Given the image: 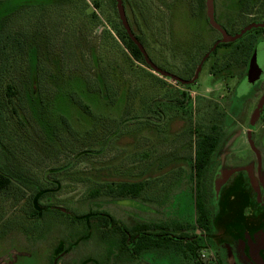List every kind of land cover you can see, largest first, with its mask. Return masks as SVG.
Instances as JSON below:
<instances>
[{
	"label": "rangeland",
	"instance_id": "1",
	"mask_svg": "<svg viewBox=\"0 0 264 264\" xmlns=\"http://www.w3.org/2000/svg\"><path fill=\"white\" fill-rule=\"evenodd\" d=\"M93 1L99 3V8L93 6ZM129 1L136 4L137 1L125 0V9L133 26L139 28L137 31L145 37L148 43L145 48L151 59L180 78L189 77L194 62L188 68L183 67L186 54L191 52L199 38H204L202 45L196 46L199 47L198 56L206 47L207 39H212L216 32L203 18L190 19L186 0H144L146 8L136 18L137 24L133 23ZM234 5L232 2L231 7ZM92 11L98 16L95 20L90 15ZM146 13L148 19H145ZM118 22L113 0H0V28L5 26L0 37L9 32L4 37L6 47L0 49V67L2 57L6 58L4 71L0 68V168L16 170L18 175L20 173L28 179L25 188L15 182L10 194L0 193V264H37V252L46 250L54 240L60 238L67 244V241H74L90 232L88 222L57 210L44 211L38 216L29 214L33 205L28 197L36 187L51 188L47 181L59 183V186L52 188L38 205L50 204L75 216L105 212L114 219H123L134 212L157 213L154 211L155 203L162 202L158 208L164 204L168 206L166 217L177 218L184 225L194 222V182L188 163L189 143L193 138L188 135L189 123L195 127L201 121H208L213 100L224 103L222 95L228 94L231 82L223 77L211 81L209 67L204 65L197 83L190 87L193 113L189 122L188 115L180 114L182 109L174 108L172 104L177 94L172 89L181 91L184 88L162 76L157 75L160 80L156 81L155 76L146 74L142 69L147 68L129 57L111 29V24ZM245 23L244 18L236 19L232 30ZM164 25L169 35L165 47L170 56L166 51V59L176 67L161 61L149 50L150 28ZM22 38L26 41L23 57L17 49L12 50L10 42L11 39L13 43L21 44ZM2 50L6 55L3 56ZM222 52L220 49L219 53ZM35 65L37 69L43 68V73L34 70L36 73L30 76L33 94L37 96L40 92L44 96L40 107H36L34 102L30 105L18 100L19 94L22 97L28 95L30 79L27 69ZM97 74L110 84L114 82L116 88L118 82L125 88L139 89V93L143 92L141 86L148 85L151 91H144L138 99L139 102L147 100L146 104L142 106L136 99L129 105L131 100L128 98L124 103L122 98L117 106L104 105L102 98L98 100L97 94L78 83L79 79L75 77L78 75L86 82L94 83ZM10 83L17 86L19 94L12 98L9 106L5 87ZM246 86L243 85L237 94H245ZM80 101L89 106L87 112L77 105ZM216 107L221 109L218 105ZM158 108H162L163 115L158 114ZM130 110V114H124ZM224 119H230L226 111ZM196 129L198 133L202 131L201 128ZM75 135H81L84 141L75 139ZM54 137L61 139L57 145ZM230 140L224 146L222 144V149L228 153L235 152L236 158L243 156L246 152L244 141L233 137ZM69 145L76 151L82 147L91 148L95 155L81 158L68 168L69 172H62L58 168L75 157L69 151ZM228 153L220 158L213 153L208 170L211 173L215 171V177L219 171H227ZM227 175L223 178L218 176L219 182L226 180ZM139 179L150 180L152 185L149 189L152 194L145 197L146 201L129 197L104 200V196L90 198L87 195L94 182ZM18 187H22V196L16 199L15 193L20 194ZM163 216L161 212L155 214V218L162 219ZM96 217L93 220H97ZM215 230L205 244L217 255L219 264H250L242 256L244 245L236 246L226 235L229 230L222 222L215 221ZM213 231L209 230L211 234ZM113 233L120 235L118 231L94 230L89 238L80 241L74 252L100 254L104 249L99 236H106L111 241ZM23 234L35 238L37 244L33 242L34 248H25ZM28 253L31 259L27 258ZM149 256L147 252L139 253L131 264H164L167 261L164 257L152 259Z\"/></svg>",
	"mask_w": 264,
	"mask_h": 264
},
{
	"label": "flooded vegetation",
	"instance_id": "2",
	"mask_svg": "<svg viewBox=\"0 0 264 264\" xmlns=\"http://www.w3.org/2000/svg\"><path fill=\"white\" fill-rule=\"evenodd\" d=\"M138 1L134 8L136 17L140 13ZM212 1L214 20L229 34L238 33L251 24L261 23L262 25L252 26L232 41L216 44L201 66L202 69L204 65H208L211 81L223 77L231 82L228 94L222 95L224 103L216 100L212 102L210 112H215L213 116L216 117L220 112L217 110V105L224 114L217 119L219 122L215 120L217 126L221 128L222 135L214 151V156L217 155V158H220L224 153H228L222 149V144L224 146L229 143L231 137L242 139L246 145V152L243 156L236 158L235 152H229L226 155L229 159L226 172L219 171L218 174L216 173V177L214 176L215 171L209 172L207 175L208 201L205 202L207 226L197 222L195 208L194 222L184 225L177 218L166 217L165 213L168 211L166 207L168 206L164 204L162 208H158L162 202L157 203L156 201H154L156 202L154 211L161 212V215L164 214L162 219L155 218L157 213L151 214L150 212H134V214H127L123 219H114L105 212H95L98 219L88 222L90 232L74 241H67V244L60 238L54 240L47 245L46 250L37 252L35 255L37 264H131L138 258L139 253L143 252H147L150 255L149 258L152 259L166 258L167 261L164 264H219L217 255L211 252L208 244H205L207 237L216 232V220L222 222L224 227L229 230L226 235L234 241L236 246L244 245L245 253L242 256L247 258L248 263L264 264V0L260 3L257 2L258 0ZM186 2H188L190 19L196 20L201 17L208 27L216 32L212 39H207L206 47L198 56L197 49L199 47L196 46H201L204 38H199L197 44H193L191 52L186 54L185 66L183 63L182 66L188 68L194 62L189 77L184 78L188 80L193 77L203 55L215 41L221 38V34L219 30L211 26L206 17L205 0H186ZM232 2L235 4L233 7H231ZM136 8L137 11H135ZM126 17L132 29V21L127 13ZM238 18H244L246 23L239 29L232 30ZM164 28L165 25L150 28L149 50L161 61L176 67L170 59H166V51L170 56V52L165 47V41L169 35ZM220 49L223 50L222 53H219ZM173 56L176 58L175 54ZM155 65L158 66L156 63ZM153 74L161 76L156 72ZM198 77L199 74L196 81L191 84H182L170 77L162 76V78L180 84L184 88L183 90H172L183 94L185 98L191 96L189 95L190 87L197 83ZM243 85H247L246 93L238 95L237 91ZM261 100L262 105L257 109ZM183 109H186V104L182 107L180 114H183ZM225 111L230 116L228 121L224 119ZM228 128L230 130L226 132ZM225 174H228L227 179L220 183L218 176L223 178ZM48 206L63 214L76 217L60 207L50 204ZM99 229L118 231L120 235L111 234V241L107 240L106 236H99L104 249L100 254L74 252L81 240H86L91 236L92 231ZM211 229L214 230L213 234L209 232ZM22 237L25 248H34L33 242L37 244L35 238H31L27 234H23ZM31 257V254L28 253L27 258L31 259Z\"/></svg>",
	"mask_w": 264,
	"mask_h": 264
},
{
	"label": "trees",
	"instance_id": "3",
	"mask_svg": "<svg viewBox=\"0 0 264 264\" xmlns=\"http://www.w3.org/2000/svg\"><path fill=\"white\" fill-rule=\"evenodd\" d=\"M114 1V0H113ZM137 1V0H136ZM125 2V0H123V3ZM139 11L140 13H144V10L146 8V6L143 4L144 0H139ZM136 3H133L132 1H129V6L130 9L132 11V19L134 20V24H137V17L136 14L134 12V7L133 5ZM41 5V4H37ZM93 6L95 8H99V3L97 1H93ZM124 7H125V3H124ZM146 12H148V9L146 10ZM117 13V12H116ZM91 17L95 20L98 18V16L96 15V13L94 11L91 12ZM148 19V14L146 13V18ZM4 25V23H2V26ZM9 25V24H8ZM7 26V25H6ZM133 26V24H132ZM5 26L0 28V32L3 31V28ZM111 29L113 30V32L115 33L117 39L119 40V42L123 45L124 49L127 51V53L129 54V57L132 58L133 60L139 62L140 64H142L143 66H145L147 69L143 68L142 70H144V72L146 74H149L151 76H155L154 79L160 80L159 77H157L156 75H154L151 70L148 69L147 65L145 64L142 55L139 51V49L137 48V46L131 41V39L128 37L127 33L125 32V30L123 29L122 25L120 22H118L117 24H111ZM139 28L134 27L132 28V31L134 32V34L136 35V37L139 39V41L143 44V46L145 47V45L148 46V43L146 42L145 37H143L142 32H138ZM107 32V31H106ZM2 33H0L1 35ZM6 35H9V32H4L3 36L0 37V49H3L6 47V40L4 39V37ZM22 43L19 44H15V42L13 43L10 39L11 42V48L12 50L17 49L16 51L19 52V55L21 54V57H23L22 53L26 50L24 48V43L26 42L25 39L22 38ZM146 49V48H145ZM147 51V50H146ZM2 52H4L2 50ZM125 54V52H123ZM6 55L5 52L3 53V56ZM27 56V53H26ZM6 58L2 57L1 59V70L4 71V66L5 64V60ZM94 61V60H93ZM97 63H95V67ZM34 70L36 71H42V69H37L36 65L34 67H29L27 69V71H29V76L28 78L30 79V76H32V73H36L34 72ZM222 71V70H221ZM43 73V71H42ZM75 77L79 80H77V82L84 84V86L86 85V87L90 88V91L94 92L97 94V98L98 100H101V98L104 100V105L108 106V107H114L117 106V104H120V101L123 98L124 103L126 102V100H131L129 105H131V103H134V101L137 99V103L142 104V106H144V104H146L147 100L144 101H140L139 102V98H140V94L142 95V93L144 91H151L148 88V85L144 84L142 87V91L141 93H139V89L133 87V89H130V87H124V85L121 83L118 84V87L116 88V85H114V82L111 84L106 82V80H104L101 75L96 76V79L94 81V83H90L88 80L86 82L85 79L79 77L78 75H75ZM29 81V80H28ZM27 81V82H28ZM33 82L35 83L36 80L33 78ZM31 79H30V84H29V88H28V95L23 96L22 94H19V90L17 89V86L14 83H10L7 84L5 87V95L7 96V100L6 103L10 105H12V98L16 97L19 94L20 99H18L19 101H25L26 104H30L31 102H34V104L36 105V107H40V102L43 101L44 96L42 94H40V92L37 93V96H35V93L33 94V90L31 88ZM139 88V87H138ZM32 90V92L30 91ZM128 93H130V96H127ZM126 94V95H124ZM42 95V96H41ZM125 96V97H124ZM129 98V99H128ZM46 100V97H45ZM149 103V102H148ZM169 103L171 104L172 102L169 101ZM150 104V103H149ZM148 104V106H150ZM174 104V108L178 107L179 109H182V107L186 104V110L183 112V114L186 113V115H188L189 117V122L191 121V117H192V98L190 96H188L187 98L184 97L183 94H180L177 92V94H175L174 96V100L173 103ZM77 105L79 107H81L83 110H85L86 112L89 109V106L87 105V103H84L82 101L77 102ZM126 106V105H125ZM131 107V106H130ZM157 107V106H156ZM160 107V106H159ZM133 108V107H131ZM130 108V109H131ZM188 108V110H187ZM159 109V113L160 115H163V112L161 111L162 108H158ZM124 114H130V111H124ZM204 113V112H203ZM217 113V112H216ZM182 114V113H181ZM215 114V112H210L209 113V119L208 121H201V123L199 125H196L195 127H193L192 125H190L189 123V128H188V132H189V137H192L193 140L192 142L189 143V149L191 150V153L188 157L189 161L188 163L190 164V168L192 170V175L191 178L193 180V191H194V208H195V214H196V220L199 224H202L204 226H207V207L205 206V202L208 201L207 199V195H208V190H207V186H206V179H207V175L210 172L208 169L210 167V164L212 162V155L217 147L218 141L222 135V131L221 128L219 126H217V119L221 118L224 114L222 112V110L220 109V112H218V114L216 115V117H214L213 115ZM130 116V115H129ZM215 118V119H214ZM217 120V121H215ZM219 122V121H218ZM188 125V124H187ZM196 128H201L199 133L197 131ZM75 139H80L82 141H84V138H81V135L76 136L75 135ZM52 141V140H51ZM59 141H61V139H58L57 137H54V144H58ZM70 150L72 151V153L75 155V157H72V160L68 161L67 163L63 164L62 166H60L58 168V170H61L62 172H69L68 168L75 162L79 161L81 158L83 157H88V156H93L95 155V153L93 154V150L91 148L88 147H82L83 149H79V151H76L75 149H73L70 145ZM101 150V149H100ZM99 151V150H98ZM97 155V154H96ZM4 167V166H3ZM53 174V172H52ZM27 177L18 175L17 171H13L10 170L7 167L4 168H0V193L4 192L7 194H10V192L12 191V188L15 186V182L19 183V186H22L23 188H25L27 185V181L26 180ZM75 179H88L87 177L83 178V177H75ZM56 180V179H55ZM47 183H49V187L48 186H43L42 187H36L35 189V193L32 192V195H30L28 197V200H30L32 202L33 205V209L29 212V214L31 216H38L40 215L42 212L44 211H48V210H53L51 207L49 206H40L38 205V203L40 202V200L42 198H45L46 196H48L47 194L50 192V190H52V188H56L57 186H59V183H54V181H47ZM21 187V188H22ZM152 187V185H150V180H130V181H109V182H103V183H96L94 182L91 187L88 189L87 191V195L90 198H95L98 196H104L106 197L104 200H111V199H115V198H123V197H129L131 199H142L144 201H146L147 199L145 197H147V195L152 194V191L150 192V188ZM20 187H18L19 189ZM19 189L20 194L15 193V197L17 199V197L22 196V189ZM154 192V190H153ZM149 200L151 201H155V199L150 198ZM95 213H85V214H81V215H76V219L80 220V221H86L89 222L91 220H93V218H95ZM98 219V217H96ZM101 224V223H99Z\"/></svg>",
	"mask_w": 264,
	"mask_h": 264
},
{
	"label": "water",
	"instance_id": "4",
	"mask_svg": "<svg viewBox=\"0 0 264 264\" xmlns=\"http://www.w3.org/2000/svg\"><path fill=\"white\" fill-rule=\"evenodd\" d=\"M115 1V8H116V12L119 18V21L123 27V29L125 30V32L127 33L128 37L131 39V41L137 46V48L139 49L142 58L145 62V64L147 65L148 69L156 72L157 74L163 76V77H170L171 79L178 81L179 83L182 84H191L193 82L196 81L197 76L199 74V71L201 69V66L204 62V60L206 59V57L214 50L216 44H218L219 42H227V41H232L236 38H238L239 36H241L243 33H245L246 30L250 29L252 26H259L262 25L261 23H255V24H251L248 25L246 27H244L242 30H240L238 33L235 34H229L227 33L220 24H218L215 20H214V16H213V1L212 0H205V6H206V17L209 21V23L211 24V26H213L214 28H216L217 30L220 31L221 34V38L218 39L217 41L214 42V44L211 46V48L203 55V57L201 58L200 62L198 63L194 75L191 79L185 80L183 78L178 77L175 74H172L170 72H167L161 68H159L158 66L155 65V63L151 60V58L149 57L145 47L143 46V44L139 41V39L136 37V35L134 34V32L132 31L130 24L127 20L126 17V13H125V9H124V5L122 0H114ZM254 64L256 65V63L254 62ZM264 99V97H263ZM262 99V100H263ZM262 100L259 103V106L257 109H259L262 105Z\"/></svg>",
	"mask_w": 264,
	"mask_h": 264
}]
</instances>
